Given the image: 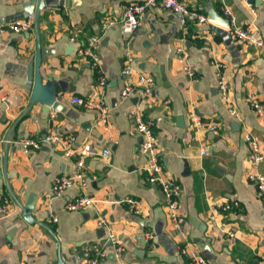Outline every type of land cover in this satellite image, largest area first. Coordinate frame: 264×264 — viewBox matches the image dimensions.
<instances>
[{
	"label": "crops",
	"instance_id": "obj_1",
	"mask_svg": "<svg viewBox=\"0 0 264 264\" xmlns=\"http://www.w3.org/2000/svg\"><path fill=\"white\" fill-rule=\"evenodd\" d=\"M69 1L67 6L45 4L36 17V0H0V21L26 17L25 8L34 7L31 28L0 33V193L9 210L0 212V264H16L23 257L27 264H88L90 245L105 242L110 232L123 251L115 256L105 244L106 256L98 264H188L179 251L182 245L213 264H264V205L248 178L253 171L264 176V160L252 166L243 138L246 132L254 134L264 151V114L258 115L246 99L253 93L264 106V46L256 51L211 21L181 25L160 7L149 8L125 38L117 26L102 30L101 25L108 16L119 19L128 3L140 0ZM182 1L205 15H222L221 6H228L239 26L251 25L264 40V0H252L253 10L242 0ZM90 35L100 36L96 53L104 86L88 57L76 52ZM177 46L186 52L195 78L183 70ZM38 47L44 56L37 67ZM127 51L134 73L155 79L154 94L145 100L139 92L121 96ZM214 58L227 65L236 115L218 94ZM37 74L43 92L50 91L49 101L33 97ZM73 95L103 101L109 107L106 124H97L98 110L75 104ZM136 108L152 122L162 174L180 186V228L171 225L163 193L142 171L146 159L138 154L141 136L131 115ZM195 116L217 122L218 134L196 126ZM50 126L63 135L72 133L75 149L85 143L98 151L109 149L107 157H87L84 189L52 194L53 181L74 167V156L65 157L61 147L42 142L22 150L21 140L42 138ZM81 192L93 204L66 210L65 203ZM30 195L34 211L24 207ZM127 198L137 201L138 213ZM233 201L238 208L214 207V202ZM98 216L107 225L97 223ZM147 231L152 239L144 235Z\"/></svg>",
	"mask_w": 264,
	"mask_h": 264
},
{
	"label": "built area",
	"instance_id": "obj_2",
	"mask_svg": "<svg viewBox=\"0 0 264 264\" xmlns=\"http://www.w3.org/2000/svg\"><path fill=\"white\" fill-rule=\"evenodd\" d=\"M252 10V0H242ZM151 7H160L170 11L176 20L181 25H186L187 22L204 23L211 21L217 23L226 28V31L234 36L236 39L252 46L256 51L260 50L264 46V40L261 37L259 31L251 25L239 26L236 23L235 16L231 12L228 6L222 5L221 9L223 17L226 21H221L210 15L200 13L198 10L189 7L182 0H140L136 2L128 3L122 12L119 19H114L108 16V19L102 23L101 29L105 30L109 26H117L121 35L125 38H129L139 25V21L143 14ZM34 23V15L31 13L26 17L16 19L14 21H0V33L7 31L19 32L28 30ZM75 37H70V41H73ZM100 44V36L90 35L87 37L86 45L77 48V55L81 57H88L90 64L95 69L97 74V81L101 86L106 84V79L102 74L100 68V59L96 53ZM178 60L183 62V70L192 78H195V70L190 67L186 61V52L181 46L176 47ZM133 55L127 51L123 60L122 73L126 78V81L121 90V96L127 97L134 92L140 93V99L145 100L154 94L155 79L147 73L137 72L134 73L131 66ZM213 67L215 69L216 86L218 94L221 100L224 102L228 111L232 115H236L237 112L232 106L230 98V85L226 79L227 65L218 58L212 60ZM71 101L83 108H96L98 110L97 124H106L108 120L109 107L103 101H92L89 98H83L77 95L70 97ZM249 105L254 109L258 115L264 114V106L260 103L257 96L253 93H248L246 97ZM2 98L0 97V101ZM131 115L135 120V128L141 136L138 154L145 157V164L142 167L145 179L147 182L157 185L165 197V204L167 209L168 220L175 228H180L183 222V216L178 210L177 195L180 192V186L172 178L164 176L162 174V165L159 162L157 146L155 142V134L151 128L152 122L145 121L140 113L139 109H132ZM194 124L196 126L206 127L211 133L218 134L217 122L202 121L197 116L194 117ZM244 140L248 146V159L253 167H256L261 161L264 160V151L261 148V144L257 136L250 132H246L243 135ZM75 139L72 133L65 135L61 134L54 126H50L48 131L42 138L28 137L20 141V146L23 151L28 152L31 149L39 148L42 142H46L52 145H57L63 150L65 157L74 156L73 170L61 175L51 186V192L53 195H60L69 187L78 186L82 189L86 186L85 168L87 157L93 154H100L107 157L109 149L107 147L102 148L100 151L96 150L89 143H85L82 147L75 149L73 146ZM248 178L255 187V195L258 201L264 205V176L253 171L248 174ZM0 199L3 200V204L0 205V212L3 214L9 213L7 208V199L0 193ZM128 203L129 207L134 213H138L137 201L131 198L124 199ZM93 199L86 192H81L74 198L68 200L64 207L68 211L80 210L91 206ZM214 207L223 211L230 210L232 208H238L237 201L232 203L214 202ZM97 223L100 225H107V220L104 216H98ZM232 236V233H228ZM148 239L153 238V234L150 232L144 233ZM106 242V243H105ZM105 242H94L90 245L89 249L92 255L88 260V264H98L106 256L105 244H109L113 247L114 255L120 256L123 251V246L112 232L108 233ZM181 254L186 255L188 258V264H213L205 255L198 252L195 248H189L187 245H182L179 248ZM16 264H27V258H21Z\"/></svg>",
	"mask_w": 264,
	"mask_h": 264
},
{
	"label": "water",
	"instance_id": "obj_3",
	"mask_svg": "<svg viewBox=\"0 0 264 264\" xmlns=\"http://www.w3.org/2000/svg\"><path fill=\"white\" fill-rule=\"evenodd\" d=\"M70 1L69 0H36L35 2V15L37 17L39 10L45 5H69ZM34 7L29 5L28 7L25 8V11L27 12V14H30L33 12ZM210 16L217 18L221 21H226L227 19L224 18L222 15L213 12L210 14ZM222 34H224V36L226 35L225 39H227L228 43H231V38L229 37V35L225 32V31H221ZM44 51L43 49H41L40 47H38L37 49V56H36V64L37 67L39 65V61L40 59L44 56ZM49 84H47L48 86ZM43 85L41 84V80H40V76L37 74V76L34 79V87H33V97H35V99H40L42 101H46L49 97H50V91L48 92H43ZM50 100V98L48 99V101ZM33 201H34V197L33 195H30V197L27 199L26 204H25V208L28 210H32L34 211V206H33Z\"/></svg>",
	"mask_w": 264,
	"mask_h": 264
}]
</instances>
